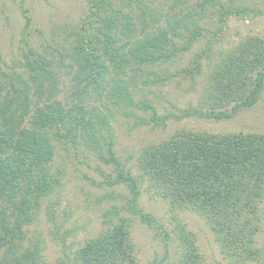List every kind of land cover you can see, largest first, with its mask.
<instances>
[{
	"label": "trees",
	"instance_id": "1",
	"mask_svg": "<svg viewBox=\"0 0 264 264\" xmlns=\"http://www.w3.org/2000/svg\"><path fill=\"white\" fill-rule=\"evenodd\" d=\"M87 1L91 18L84 16L68 49V58L75 64L70 65L71 92L58 98L60 68L55 69L52 61L62 62L61 52L45 55L29 49L21 63L24 76L0 71V264H45L41 236L32 237L23 247V230L33 220L40 200L59 185V176H55L59 171L51 169L56 145L76 143L77 136L86 139L89 147L92 143L99 158L113 166L106 183L124 184L126 209L162 242V254L151 264H205L194 234L183 224H176L170 232L138 206V179L114 155L106 115L86 100L91 92L104 97L102 108L111 115L109 104L135 105L130 88L137 85L143 65L169 61L205 36L204 50L194 54L193 68L186 69L198 72L203 54L211 50L209 40L222 38L228 18L244 17L254 10L234 5V0L227 5L201 0L198 10L188 11L175 26L169 22L158 26L143 3L138 2L135 22L128 10L115 9L108 0ZM124 4L130 9L127 0ZM208 6L216 8L213 14L218 28L200 25ZM94 15L97 25L92 22ZM180 36L184 41L179 42ZM219 61L206 87V110L190 108L178 115L155 116L150 105L151 119L161 124L170 117L229 119L251 106L264 85V39L246 36ZM138 166L171 208L189 209L205 217L230 264H247L257 260L258 254L264 258V247L252 245L260 230L259 204L264 199V134L181 128L167 140L144 148ZM128 225L129 219L119 218L71 254L63 253L57 264H64L65 258L68 264H138ZM60 229L56 228V237L65 244L71 230ZM170 241L175 242L172 259Z\"/></svg>",
	"mask_w": 264,
	"mask_h": 264
},
{
	"label": "rangeland",
	"instance_id": "2",
	"mask_svg": "<svg viewBox=\"0 0 264 264\" xmlns=\"http://www.w3.org/2000/svg\"><path fill=\"white\" fill-rule=\"evenodd\" d=\"M125 1L108 0L115 9L128 10L135 22L139 13L137 5L143 3L148 11H152L158 26H166L168 22L175 26V21L188 11L198 10L197 3L201 0H127L130 9ZM217 1L226 5L231 3V0ZM233 4L246 5L254 11L244 17L230 16L223 27L222 38L218 42L209 38L211 50L203 54L198 72L190 73L186 69L193 68L190 62L194 54L204 50L205 36L194 42L189 50H179L169 61L143 65L137 85L130 88L135 105L123 107L121 104H109L111 115L102 108L104 97L91 92L86 100L88 105L106 115L111 127L114 155L124 165V170H129L138 179V206L170 232L176 224H183L194 234L205 264H230L205 217L189 209L171 208L160 190L142 175L138 161L144 148L167 140L181 128L220 134H264V85L259 98L251 106L238 110L229 119L185 116L178 120L170 117L161 124L151 119L152 111L147 107L151 105L154 108L155 116L167 113L178 115L190 108L206 110V87L220 57L239 41L245 40L246 36L264 39V0H234ZM88 6L87 0H0V71L6 74L17 72L24 76L21 63L29 55V49L45 55L61 52L59 57L62 62L53 59L52 64L55 69L60 68L57 73L62 91L58 98L66 96L71 92L73 69L70 65L75 66L68 58V49L77 38L83 19L86 16L91 18ZM214 9L211 6L205 8L206 15L200 22L204 29L218 28ZM92 20L95 25L99 24L95 15ZM167 27L170 33L171 28ZM179 38V42L184 41L181 36ZM102 131L106 140V131ZM85 140L77 136L76 143L56 145L51 169L59 171V174L55 172V176H59V185L54 193L38 203L33 220L23 230L25 237L21 245L25 247L32 237L41 236V254L45 264H57L63 253L71 254L87 239L110 228L119 218H126L129 219L128 229L138 264H151L155 257L161 256L162 242L154 237L153 230L126 209L124 184L106 183L108 175L111 177L113 173V166L104 163L97 151L92 149L93 144L90 143L89 147ZM98 140L103 139L99 137ZM259 214L260 230L255 233L252 245L263 249L264 199L259 204ZM57 227H61V232L62 229L71 230L65 244H61L56 237ZM174 247L175 242L170 241V259L174 257ZM64 261L68 264L66 258ZM247 264H264V258L258 254L257 260L250 259Z\"/></svg>",
	"mask_w": 264,
	"mask_h": 264
}]
</instances>
